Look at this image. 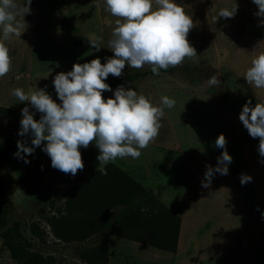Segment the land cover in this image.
Here are the masks:
<instances>
[{"label": "rangeland", "instance_id": "374dc122", "mask_svg": "<svg viewBox=\"0 0 264 264\" xmlns=\"http://www.w3.org/2000/svg\"><path fill=\"white\" fill-rule=\"evenodd\" d=\"M22 2V0H18ZM192 18L193 28L187 39L196 56L170 67L159 75L146 74L133 81L121 78L131 71L127 64L120 77L105 83L112 91L103 98H114L117 86L131 88L144 95L154 106L161 98L175 99L173 108H165L159 134L138 159L117 158L114 162L145 188L157 201L180 217L175 252L109 235L106 240L111 255L107 264H264V164L252 138L239 120L248 101L264 103V89L250 86L245 73L252 60L264 52V26L253 0H176ZM238 10L234 17H218L221 9ZM31 14L18 17L19 35L0 42L10 50L11 71L0 78V104L21 111L29 102L19 103L12 90L21 88L30 94L44 89L58 104L53 80L74 64L99 58L101 63L114 57L108 48L117 26V17L106 9V0H32ZM155 8V3H154ZM217 16V18H216ZM100 39L96 51L90 41ZM216 76L220 87L209 86ZM18 124L16 119L0 117V136ZM220 134L227 139V151L233 157L229 174H216L209 188H203L206 166L217 165L223 149L215 146ZM46 143V142H44ZM31 146V140L28 141ZM84 169L73 177L51 166L50 157L36 148L27 155L30 163L16 158L11 151L0 162V174L12 200L7 224L20 223V232L32 240V248L50 254L60 264H86L80 261L73 244H66L46 234L36 242L26 231L30 220L45 226L44 216L62 210L64 192L98 169L99 149L90 144L81 147ZM250 175L242 185L241 174ZM0 264H17L0 245Z\"/></svg>", "mask_w": 264, "mask_h": 264}, {"label": "clouds", "instance_id": "9594fccd", "mask_svg": "<svg viewBox=\"0 0 264 264\" xmlns=\"http://www.w3.org/2000/svg\"><path fill=\"white\" fill-rule=\"evenodd\" d=\"M31 3L32 0H0V28L4 41L12 35L20 36L17 18L31 14ZM253 3L258 8L255 15L262 18L259 24L264 26V0H253ZM105 10L118 18L108 41L114 57L108 58L104 64L99 58L77 63L71 71L58 73L53 84L62 103L58 104L44 89L30 94L21 88L12 90L19 103L29 102L41 113L36 120L28 106L21 109L18 135L31 137V146L26 139L18 140L13 155L23 159L24 163H30L26 156L39 147L50 157L54 169L75 177L84 169L79 149L94 143L99 149L97 171L107 175L105 166L117 158L138 159L142 155L141 150L154 142L159 134L164 109L175 106V99L168 96L161 98V106H154L144 95L122 85L115 89L114 98L105 100L102 92L112 91L105 80L109 74L120 77L126 64L133 69L148 65L154 75H159L161 69L179 66L186 57L196 56L195 48L187 39L194 26L192 18L176 0H106ZM237 10L235 4L221 9L217 16L234 17ZM90 44L96 51L101 48L99 38ZM9 52V48L0 42V78L11 71ZM244 77L250 86L264 89V52L252 60ZM207 83L212 87L221 85L216 76L209 77ZM239 120L252 138H259L258 152L264 158V103H256L253 107L252 101L248 100L239 113ZM215 146L223 151L217 157L215 167L206 166L201 181L203 188L211 186L217 173L228 175V166L233 162L224 134L217 137ZM260 163L264 164V159ZM252 179L247 174L240 176L242 185Z\"/></svg>", "mask_w": 264, "mask_h": 264}, {"label": "trees", "instance_id": "16d2710c", "mask_svg": "<svg viewBox=\"0 0 264 264\" xmlns=\"http://www.w3.org/2000/svg\"><path fill=\"white\" fill-rule=\"evenodd\" d=\"M161 69L160 72L169 71ZM146 74L147 70L131 71L121 80L133 81ZM109 85L112 83H108ZM41 114H34L39 120ZM0 117L16 119L18 124L0 136V162L17 148L21 137V111L0 104ZM256 151L258 152L259 138ZM107 175L97 169L69 187L64 192V207L58 212L44 216L45 226L37 220L26 224L28 235L44 242L46 234L66 244H73L76 257L86 264H107L111 250L107 236L114 234L122 238L150 245L157 249L175 252L180 217L172 209L157 201L155 194L145 188L115 163L106 166ZM0 174V245L17 264H60L50 254L32 248V241L19 229L20 223L7 224V214L12 208Z\"/></svg>", "mask_w": 264, "mask_h": 264}, {"label": "built area", "instance_id": "2783aa9c", "mask_svg": "<svg viewBox=\"0 0 264 264\" xmlns=\"http://www.w3.org/2000/svg\"><path fill=\"white\" fill-rule=\"evenodd\" d=\"M27 231V230H26ZM27 233H28V231H27ZM33 240H35L36 242H38L36 239H33ZM32 241V240H31Z\"/></svg>", "mask_w": 264, "mask_h": 264}, {"label": "crops", "instance_id": "0c3cea01", "mask_svg": "<svg viewBox=\"0 0 264 264\" xmlns=\"http://www.w3.org/2000/svg\"><path fill=\"white\" fill-rule=\"evenodd\" d=\"M112 235V234H111Z\"/></svg>", "mask_w": 264, "mask_h": 264}]
</instances>
